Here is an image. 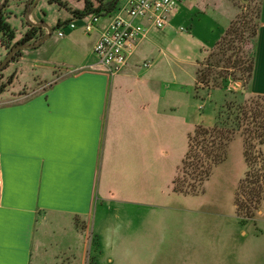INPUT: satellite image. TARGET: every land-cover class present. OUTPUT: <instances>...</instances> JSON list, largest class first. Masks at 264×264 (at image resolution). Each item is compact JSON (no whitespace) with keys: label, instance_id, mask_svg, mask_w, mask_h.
<instances>
[{"label":"crops","instance_id":"0c3cea01","mask_svg":"<svg viewBox=\"0 0 264 264\" xmlns=\"http://www.w3.org/2000/svg\"><path fill=\"white\" fill-rule=\"evenodd\" d=\"M32 1L15 0L8 11H27ZM180 5L161 29L165 34ZM116 13L102 15L91 32L84 21L68 36L58 31L59 43L49 41L51 34L35 52L24 51L16 59L17 66L24 61L38 66L42 83L28 93L0 98V264H115L107 246H87L95 209L152 204L155 195L169 193V184L162 189L159 180L154 190V173L166 182L177 175L182 162L175 163V138L180 136L188 149L189 133L198 125L190 114L196 70L206 52L194 65L195 91L187 101L183 61L154 39L156 27L147 20L139 21L148 34L134 42L119 73L92 70L98 60L94 46ZM236 13L228 15L206 50ZM28 28L25 21L18 39ZM41 33L48 30L42 27ZM255 52L250 89L264 94V0ZM236 216L239 222L232 228L243 225ZM241 233L247 234L242 228ZM127 247L130 264H158L153 250L159 251V264H264V246Z\"/></svg>","mask_w":264,"mask_h":264},{"label":"rangeland","instance_id":"374dc122","mask_svg":"<svg viewBox=\"0 0 264 264\" xmlns=\"http://www.w3.org/2000/svg\"><path fill=\"white\" fill-rule=\"evenodd\" d=\"M14 1H9L8 8L12 7L10 5ZM258 3L259 0H184L179 7V16L173 28L167 29V34L156 28L154 39L166 51L177 53L183 61V68L191 72V76L187 72L185 74L183 101L191 99L195 91V63L201 60L205 52L204 58L208 55L206 49L214 43L220 31L219 27L225 23L228 15L242 11L247 20L256 22L253 17ZM84 6L85 0H40L31 17L38 23L47 24L53 34L49 41L59 43L63 38L57 35L58 31L61 30L68 36L75 30L79 31V23L92 16L78 18L74 15L73 10H81ZM27 11L20 7L18 11L11 13L8 19L16 29L17 38L21 36L24 22H28ZM70 21L78 24L76 29L70 28ZM59 22H62L60 26ZM39 47L23 49L22 53L35 52ZM44 50L47 52V49ZM6 52L0 45V62L6 57ZM16 62L18 61H12L0 74V80L7 82L9 76L14 73L0 98L10 93H28L42 83L38 77V66H34L31 61H24L23 66H17ZM62 67L65 66H57ZM238 75L237 72L236 76ZM234 81L233 78L227 89H215L211 92L200 89L199 97L194 99V111L190 114V120L207 126L214 120L216 122L220 113L224 117L228 116L224 109L227 101L240 103L248 100L250 94L243 91L244 80ZM177 138V151L174 156L175 163L178 164L182 162L181 153L186 151L187 144L180 140V136ZM253 154L256 158L251 175L248 176L243 139L235 135L229 143L226 159L214 167L210 178L203 185L204 192L197 195L173 193V179L170 178L169 182H166L165 176L160 175L158 179L154 173V190L159 186L167 189L168 183L169 193L155 195L152 204L122 203L118 205L119 210L117 205L112 204L105 207L109 210L107 212L102 206L100 210L97 207L92 216L93 230L89 226L86 235L87 246H107L111 255L112 252L115 253V264H130L131 260L125 257L129 256L127 246H264V192L256 199L249 196L253 188L264 190V145L257 139L253 141ZM238 198L242 203L241 212L251 216V219L243 220V225H235L232 228V224L239 222L236 216ZM256 200L257 204L254 202ZM241 228L246 235L241 233ZM126 250L128 253L124 254ZM151 253L153 262L159 264V251L153 250Z\"/></svg>","mask_w":264,"mask_h":264},{"label":"trees","instance_id":"16d2710c","mask_svg":"<svg viewBox=\"0 0 264 264\" xmlns=\"http://www.w3.org/2000/svg\"><path fill=\"white\" fill-rule=\"evenodd\" d=\"M9 1L0 9V45L7 51V54L18 44L35 43L44 36L41 33L42 28L26 22L29 27L28 31L18 39L16 29L8 20L12 13L8 11ZM59 3L62 4L61 1ZM119 5L120 0H85L84 8L73 10V13L78 18L93 14L101 17L115 12ZM262 11L263 0H259L253 17L256 22L247 20L242 11L238 12L224 34L208 50V55L199 62L196 70V97H199L200 89L208 92L215 89H227L233 78L234 82L237 79L244 80L243 91L249 93L250 97L240 103L227 101L224 106L228 114L227 117L220 113L215 125L198 124L189 133L188 149L173 180L175 193L183 195L203 193L204 183L210 178L214 167L226 159L229 143L235 135H239L243 139L248 176L251 175L250 172L256 158L253 154V141L257 139L260 144L264 145V94H254L250 89L256 60L255 45L260 31ZM61 24L62 22L58 23L59 26ZM21 53L22 50L17 52L10 63L15 61ZM237 72L238 76H236ZM13 77L14 74L9 76L7 82L0 80V94L6 90L7 84ZM263 192V189L253 188L249 196L251 199H256V197H261ZM254 202L257 204V200ZM236 205L237 214L241 220H248L251 216L241 212L243 209H241L242 203L239 198Z\"/></svg>","mask_w":264,"mask_h":264},{"label":"built area","instance_id":"2783aa9c","mask_svg":"<svg viewBox=\"0 0 264 264\" xmlns=\"http://www.w3.org/2000/svg\"><path fill=\"white\" fill-rule=\"evenodd\" d=\"M183 1L120 0L119 8L116 10L118 13L111 18L94 46L98 60L89 68L110 75L119 73L127 64L134 42L148 34L149 28L139 20H147L154 27L163 29ZM100 18L93 14L89 19H84L85 30L93 31ZM68 25L73 29L77 27L75 22ZM64 34L63 31H59L60 36Z\"/></svg>","mask_w":264,"mask_h":264},{"label":"water","instance_id":"95a60500","mask_svg":"<svg viewBox=\"0 0 264 264\" xmlns=\"http://www.w3.org/2000/svg\"><path fill=\"white\" fill-rule=\"evenodd\" d=\"M8 0H3L2 2H0V9H2L5 5V3L7 2ZM40 0H34L33 1V4L31 6V8L27 11V14H26V18H27V21L35 26V27H39V28H42V27H45L47 30H48V33L46 35H44L40 40H38L37 42L35 43H30V44H18L16 46H14L10 51L9 53L6 55V57L4 58V60H2L0 62V72L10 63V61L13 59V57L15 56V54L17 52H19L20 50H23V49H28V48H34V47H37L39 46L40 44H42L44 41H46L52 34V30L50 29V27L43 23V22H34L32 19H31V14H32V11L34 10V8L36 7V5L38 4Z\"/></svg>","mask_w":264,"mask_h":264}]
</instances>
